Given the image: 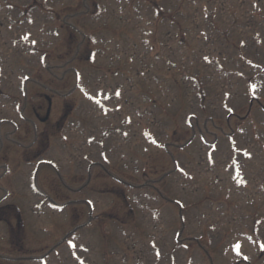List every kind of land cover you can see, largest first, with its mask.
Here are the masks:
<instances>
[{
    "label": "rangeland",
    "instance_id": "1",
    "mask_svg": "<svg viewBox=\"0 0 264 264\" xmlns=\"http://www.w3.org/2000/svg\"><path fill=\"white\" fill-rule=\"evenodd\" d=\"M0 264H264V0H0Z\"/></svg>",
    "mask_w": 264,
    "mask_h": 264
},
{
    "label": "snow or ice",
    "instance_id": "2",
    "mask_svg": "<svg viewBox=\"0 0 264 264\" xmlns=\"http://www.w3.org/2000/svg\"><path fill=\"white\" fill-rule=\"evenodd\" d=\"M236 248H237V250H238V248H239V245H237V246H236Z\"/></svg>",
    "mask_w": 264,
    "mask_h": 264
}]
</instances>
